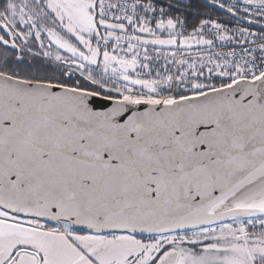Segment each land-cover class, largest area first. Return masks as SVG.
<instances>
[{"label":"snow or ice","instance_id":"6c2138e0","mask_svg":"<svg viewBox=\"0 0 264 264\" xmlns=\"http://www.w3.org/2000/svg\"><path fill=\"white\" fill-rule=\"evenodd\" d=\"M0 264H264V0H0Z\"/></svg>","mask_w":264,"mask_h":264}]
</instances>
